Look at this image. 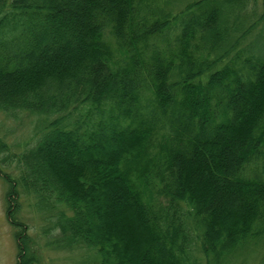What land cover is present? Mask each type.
Masks as SVG:
<instances>
[{"label": "trees", "instance_id": "obj_1", "mask_svg": "<svg viewBox=\"0 0 264 264\" xmlns=\"http://www.w3.org/2000/svg\"><path fill=\"white\" fill-rule=\"evenodd\" d=\"M257 4L0 0V112L37 121L4 173L16 264L39 261L22 194L46 212L48 244L86 264H198L193 245L229 264L264 249V180L242 176L264 169Z\"/></svg>", "mask_w": 264, "mask_h": 264}, {"label": "rangeland", "instance_id": "obj_2", "mask_svg": "<svg viewBox=\"0 0 264 264\" xmlns=\"http://www.w3.org/2000/svg\"><path fill=\"white\" fill-rule=\"evenodd\" d=\"M256 7L257 12L262 11L264 13V0H258ZM248 40H250V45L256 49L264 47V22L249 36ZM245 43L244 41L243 45ZM36 125V118L29 114L19 113L17 117H9L0 112V143L6 146L4 151L0 153V264H16L18 258L14 230L7 218L9 183L4 177V173L16 175V157L26 146L33 144L37 133ZM246 165L242 174L243 177L264 180V169H257L258 166L250 169ZM20 198V215L28 223V233L34 241L39 258L37 264H86L89 256L85 251L80 249L70 251L49 245L48 243L55 232L53 230L49 233L44 232V226L47 225L46 212L36 208L33 198L29 194H22ZM190 250L193 261L198 264H207L199 249L196 250L195 245ZM263 253L262 247L248 244L228 259L229 264H259L260 256Z\"/></svg>", "mask_w": 264, "mask_h": 264}]
</instances>
